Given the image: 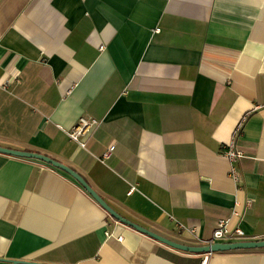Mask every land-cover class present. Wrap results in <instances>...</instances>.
I'll return each instance as SVG.
<instances>
[{"label": "crops", "instance_id": "obj_1", "mask_svg": "<svg viewBox=\"0 0 264 264\" xmlns=\"http://www.w3.org/2000/svg\"><path fill=\"white\" fill-rule=\"evenodd\" d=\"M81 117L100 122L85 147ZM0 146L173 241L208 244L221 219L263 239L264 0H0ZM204 261L264 264V247L172 248L0 152V264Z\"/></svg>", "mask_w": 264, "mask_h": 264}, {"label": "water", "instance_id": "obj_2", "mask_svg": "<svg viewBox=\"0 0 264 264\" xmlns=\"http://www.w3.org/2000/svg\"><path fill=\"white\" fill-rule=\"evenodd\" d=\"M0 152L5 154H10L14 156H21V157H27V158H35L38 160H41L45 163L51 164L54 167L60 168L61 170H64L68 174H70L72 177H74L79 183L93 196V198L100 204V206L107 211L113 218L116 220L133 227L134 229L149 235L150 237L154 238L155 240L162 242L163 244H166L172 248L182 250L185 252L190 253H199V254H211L214 252H221V251H229V250H235V249H246V248H260L264 247V238L260 240H240V241H234V242H215V243H208L203 244L199 246L194 245H187L182 244L176 241H173L169 238H166L156 232L150 231L149 229L123 217L121 214H119L114 208H112L108 202L100 195L98 194L88 183L87 181L73 168L70 166H67L66 164H63L50 156H47L45 154H41L39 152H31V151H22V150H16L8 147L0 146Z\"/></svg>", "mask_w": 264, "mask_h": 264}, {"label": "built area", "instance_id": "obj_3", "mask_svg": "<svg viewBox=\"0 0 264 264\" xmlns=\"http://www.w3.org/2000/svg\"><path fill=\"white\" fill-rule=\"evenodd\" d=\"M104 46H102L103 48ZM18 80L16 75L11 76L5 82L2 86L3 88H7L8 84ZM99 120L95 118H86V117H81L79 120L76 122V124L68 130V136L70 139L77 141L80 146L85 147L86 146V140L83 138L88 132L93 130L99 125ZM241 130V125L237 127V133L240 132ZM110 152L105 154V157H108ZM228 160L235 161L237 159H241V157L244 156L243 152L238 149L235 145V140H231V142L227 146V150L225 152ZM231 175L232 177L237 180L238 179V172L234 167L231 169ZM229 219H221L218 222L217 228L214 231L213 237L210 240L209 243H215V242H234V241H244L245 233L242 229V227H234L233 229L230 228L229 225ZM205 264V261L204 263Z\"/></svg>", "mask_w": 264, "mask_h": 264}]
</instances>
